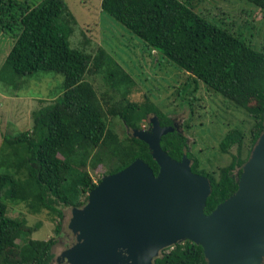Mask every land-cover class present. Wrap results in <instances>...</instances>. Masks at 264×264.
<instances>
[{
	"label": "trees",
	"instance_id": "obj_1",
	"mask_svg": "<svg viewBox=\"0 0 264 264\" xmlns=\"http://www.w3.org/2000/svg\"><path fill=\"white\" fill-rule=\"evenodd\" d=\"M247 1L264 11V0ZM23 4L0 0V30L13 37L4 65L21 76L57 72L62 74L63 83L59 99L32 111L30 130L4 139L11 146L23 144L25 155H10L9 171L0 173V264H50L56 239L27 236L31 229L26 222L7 214L8 206L1 198L4 188L8 186L5 196L11 200L61 216L57 205L83 206L89 190L100 180L92 177L88 167L95 170L112 163L104 175L139 157L156 174L158 164L148 144L132 136V128L149 123L151 114L158 116L161 125H172V120L148 99L130 100L129 88L111 102L106 99L112 97L108 90L98 92L87 75L103 74L108 88L118 91L131 77L102 47L85 52L70 46L68 37L75 19L65 0ZM100 7L151 50L186 71L192 85L186 82L185 91L193 94L200 81L249 116L248 132L231 126L222 134L218 150L230 155V161L212 169L201 167L199 158L192 156L185 133L189 125L183 131L175 128L161 136V147L170 156L179 160L186 153L192 171L209 178L211 192L204 207L209 213L236 191L242 165L261 133L264 51L209 20L191 0H101ZM113 117L120 118L129 131L120 135L111 126ZM12 151L8 153L18 155L17 148ZM55 230L60 232V222ZM154 264H207V260L202 246L186 239L165 248Z\"/></svg>",
	"mask_w": 264,
	"mask_h": 264
},
{
	"label": "water",
	"instance_id": "obj_2",
	"mask_svg": "<svg viewBox=\"0 0 264 264\" xmlns=\"http://www.w3.org/2000/svg\"><path fill=\"white\" fill-rule=\"evenodd\" d=\"M148 122L131 135L148 144L157 173L137 157L102 175L86 203L72 207L76 241L62 256L72 264H153L189 239L202 246L207 264H264V118L236 191L209 213V178L192 171L186 153L178 160L161 147L176 125H161L155 114Z\"/></svg>",
	"mask_w": 264,
	"mask_h": 264
},
{
	"label": "rangeland",
	"instance_id": "obj_3",
	"mask_svg": "<svg viewBox=\"0 0 264 264\" xmlns=\"http://www.w3.org/2000/svg\"><path fill=\"white\" fill-rule=\"evenodd\" d=\"M17 1L24 2L23 5H25V2L33 4L39 0ZM65 1L75 19L73 32L68 37L70 46L85 52H94L97 47H102L131 77L130 81L119 85L118 91V89L108 88L106 78L101 73L86 76L94 83L99 93L108 90L112 96L106 97L108 102L116 100L120 93L125 92L123 89L129 88L127 96L130 100L143 102L148 99L162 112L175 117L183 128L189 125L185 132L189 150L193 157L199 158L201 167L212 169L230 161V155L219 152L218 141L225 130L231 126H240L248 132L250 118L241 107L207 90L200 81L193 94L189 90L185 91L183 85L186 82L192 85L187 78L188 73L168 61L160 52L151 50L141 38L102 11L101 0ZM191 1L196 9L209 20L234 31L250 42L253 47L264 51V11L262 12L247 0ZM12 39L10 32L0 30V109H4L6 105V99L2 95L48 93L55 95L52 101L59 99L62 94V74L37 71L31 75L21 76L15 74L9 66L4 65L7 48ZM117 76L119 77L118 73ZM110 123L120 135L129 131L118 117H113ZM19 127L20 125L10 123L0 124V173L9 171L8 159L25 155L23 144L11 146L4 140L5 137L17 134L20 131ZM12 148L14 150L17 148L18 155L8 153L14 152ZM235 150L232 149V151ZM110 165L112 163L106 162L104 168L92 170L88 167V169L92 177L97 180ZM7 187L2 191L1 196L8 206L7 214L26 222L31 229L27 236L34 239L50 237L56 239L52 246L53 259L50 264H64L63 262L72 264L67 257L62 256L70 247L66 245L70 244L74 238L69 228V222L73 216L72 207L57 205L62 210L61 216L47 210L30 209L24 202L14 201L5 196ZM58 222H60V232L55 230Z\"/></svg>",
	"mask_w": 264,
	"mask_h": 264
},
{
	"label": "crops",
	"instance_id": "obj_4",
	"mask_svg": "<svg viewBox=\"0 0 264 264\" xmlns=\"http://www.w3.org/2000/svg\"><path fill=\"white\" fill-rule=\"evenodd\" d=\"M10 42L11 44L7 48L8 51L12 46L13 39L12 41L10 40ZM8 51L6 52V54L8 53ZM2 96L6 99V105L4 109H0V124L10 123L14 125H20L19 130L23 131L31 129L32 111L40 107L41 105L52 101L55 95L40 93L35 95Z\"/></svg>",
	"mask_w": 264,
	"mask_h": 264
},
{
	"label": "flooded vegetation",
	"instance_id": "obj_5",
	"mask_svg": "<svg viewBox=\"0 0 264 264\" xmlns=\"http://www.w3.org/2000/svg\"><path fill=\"white\" fill-rule=\"evenodd\" d=\"M171 120H172V124H174V125H176V129H179V130H181V131H183V127H182V125H180L176 120H175V117H171ZM146 126V127H145ZM143 127H145V128H149L150 127V124L149 123H147V124H145ZM74 235V234H73ZM76 241V239H75V236H74V238H73V240L71 241V243L70 244H68V245H66V247H69V246H71V245H73V243ZM53 246V245H52ZM163 252V250L161 251V253ZM64 264H67L66 262H63ZM154 264V263H153Z\"/></svg>",
	"mask_w": 264,
	"mask_h": 264
}]
</instances>
